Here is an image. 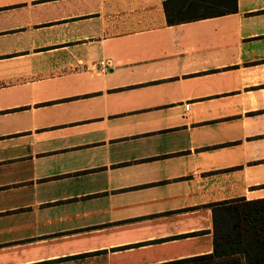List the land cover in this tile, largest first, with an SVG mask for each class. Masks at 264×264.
Instances as JSON below:
<instances>
[{
    "label": "crops",
    "instance_id": "0c3cea01",
    "mask_svg": "<svg viewBox=\"0 0 264 264\" xmlns=\"http://www.w3.org/2000/svg\"><path fill=\"white\" fill-rule=\"evenodd\" d=\"M179 1L0 0V264L208 254L264 198V0Z\"/></svg>",
    "mask_w": 264,
    "mask_h": 264
},
{
    "label": "trees",
    "instance_id": "16d2710c",
    "mask_svg": "<svg viewBox=\"0 0 264 264\" xmlns=\"http://www.w3.org/2000/svg\"><path fill=\"white\" fill-rule=\"evenodd\" d=\"M197 1L180 0L174 17L166 12L168 22L179 23L188 17L206 15L204 11L184 14ZM211 207L212 252L161 264H264V198L227 200Z\"/></svg>",
    "mask_w": 264,
    "mask_h": 264
}]
</instances>
